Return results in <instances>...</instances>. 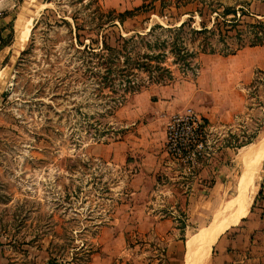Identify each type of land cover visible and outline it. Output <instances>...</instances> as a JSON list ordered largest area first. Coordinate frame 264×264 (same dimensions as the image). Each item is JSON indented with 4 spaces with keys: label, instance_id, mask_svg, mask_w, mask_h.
Listing matches in <instances>:
<instances>
[{
    "label": "rangeland",
    "instance_id": "1",
    "mask_svg": "<svg viewBox=\"0 0 264 264\" xmlns=\"http://www.w3.org/2000/svg\"><path fill=\"white\" fill-rule=\"evenodd\" d=\"M98 2L114 12L102 31L107 45L119 49L125 41L131 54L129 77L116 75L101 93L65 24L77 12L85 22L94 19L90 0H41L39 8L0 0V264H45L51 245L64 248L59 264H76L70 242L90 250L81 264H184L199 233L236 207L247 153L264 138V63L257 62L264 0ZM125 12L132 16L119 22ZM86 38L100 43L95 32ZM242 54L254 59L251 80L235 88L241 107L211 131L205 159L171 160L137 179L139 168L125 156L119 163L101 157L103 147L129 140L135 129L120 112L134 95L127 83L141 84L140 91L181 85ZM152 78L163 81L154 85ZM217 146L232 152L219 159ZM257 166L250 208L264 156Z\"/></svg>",
    "mask_w": 264,
    "mask_h": 264
},
{
    "label": "crops",
    "instance_id": "2",
    "mask_svg": "<svg viewBox=\"0 0 264 264\" xmlns=\"http://www.w3.org/2000/svg\"><path fill=\"white\" fill-rule=\"evenodd\" d=\"M253 60L251 54L239 55L233 61L221 59L206 72L207 75H198L194 81L153 87L134 94L120 111L129 120V125L135 126L130 139L103 147L101 157L119 163L125 156L124 163L129 159L139 168L137 179L171 166L164 151L170 118L201 112L203 116L200 118L208 121L209 133L229 124L233 112L241 107L238 97L234 100L237 95L234 90L240 83L251 80ZM257 62L264 63V54ZM199 92L207 95V103L199 102ZM216 150L217 158L232 152L230 148L220 146ZM194 180L198 182L197 177ZM213 247L212 264H264V168L246 216L222 235Z\"/></svg>",
    "mask_w": 264,
    "mask_h": 264
},
{
    "label": "trees",
    "instance_id": "3",
    "mask_svg": "<svg viewBox=\"0 0 264 264\" xmlns=\"http://www.w3.org/2000/svg\"><path fill=\"white\" fill-rule=\"evenodd\" d=\"M94 6V13L93 16L95 17L90 22H85L83 19L78 18V12L74 16L71 17L72 23L68 24L65 23L68 27H70V33L73 34L74 38V44L77 45L80 48H83V51L87 53L88 58H85L87 67L89 68L91 75L94 76L95 82L97 83V92H102L104 87H109L112 83V79L115 78L116 75L120 74L123 77H129L128 76V70H129V60L131 57V54L125 50L124 44L126 43L123 41V45L119 46V49L117 48H111L107 45L108 38H104L102 35V31H104L105 26H112L114 23L113 18H110L111 15H114L113 11L110 12H103L100 8L98 0H90ZM91 4V3H90ZM90 4L86 5L85 7H89ZM138 10V9H137ZM135 10L134 12H136ZM82 14V13H80ZM132 12H125L124 14H120L117 17L119 18V22H123L126 18L131 17ZM77 16V17H76ZM86 17V16H85ZM124 19V20H123ZM96 20V22L94 21ZM184 24H181V27H183ZM178 28V29H179ZM207 30L203 29L199 32H195L196 34H200L202 32H206ZM95 35L100 38L99 40H94L93 38L87 39L86 37L88 34L94 33ZM88 40L89 44H84V42ZM100 44L99 50H95L98 48H93L94 45ZM254 46H261V45H254ZM253 46V47H254ZM202 50V49H201ZM79 51V50H78ZM80 53V52H77ZM234 55V53L230 54V56ZM89 64L91 66H89ZM143 66V64H142ZM145 69H148L147 66H143ZM158 69V68H156ZM163 80L161 78H152L151 84L158 85ZM122 83V81H121ZM129 86H125V91H127L129 88L133 91L131 93H139L141 92V84H137L132 87H130V82L127 83ZM127 87V88H126ZM118 101V100H117ZM114 106L110 107L109 109L114 111L116 110V102H113ZM69 245H72L71 249L75 251V258L73 259L76 264L83 263L85 259H83L84 254H89L90 250H86L83 245L81 247H76L73 245L72 242L69 243ZM1 247V245H0ZM63 247L61 246H55L53 248V245H51V249H48V256L45 264H59V260L61 259V256L59 255L60 252L63 251ZM80 257V258H79ZM90 257V256H89ZM88 257V258H89ZM84 260V261H83Z\"/></svg>",
    "mask_w": 264,
    "mask_h": 264
},
{
    "label": "bare ground",
    "instance_id": "4",
    "mask_svg": "<svg viewBox=\"0 0 264 264\" xmlns=\"http://www.w3.org/2000/svg\"><path fill=\"white\" fill-rule=\"evenodd\" d=\"M30 1L36 5L35 8L40 7L41 0ZM263 156L264 138L251 145L249 153H247L248 172L242 182L241 194L237 200L236 207L229 215L217 218L214 223L199 233L185 252L184 264H206L217 240L230 228L237 226L239 221L246 216L252 195L256 190L255 179L258 173L256 168L253 169V166H257Z\"/></svg>",
    "mask_w": 264,
    "mask_h": 264
},
{
    "label": "built area",
    "instance_id": "5",
    "mask_svg": "<svg viewBox=\"0 0 264 264\" xmlns=\"http://www.w3.org/2000/svg\"><path fill=\"white\" fill-rule=\"evenodd\" d=\"M210 135L197 114L175 115L166 127L165 154L170 160L194 165L209 156L213 145Z\"/></svg>",
    "mask_w": 264,
    "mask_h": 264
}]
</instances>
